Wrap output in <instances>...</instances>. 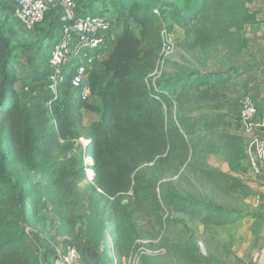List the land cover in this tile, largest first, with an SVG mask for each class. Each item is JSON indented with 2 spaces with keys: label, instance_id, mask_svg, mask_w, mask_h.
I'll use <instances>...</instances> for the list:
<instances>
[{
  "label": "trees",
  "instance_id": "obj_1",
  "mask_svg": "<svg viewBox=\"0 0 264 264\" xmlns=\"http://www.w3.org/2000/svg\"><path fill=\"white\" fill-rule=\"evenodd\" d=\"M250 1L86 0L84 12L99 8L115 23L107 56L87 70L88 100L70 74L57 95L48 93L47 71L33 75L21 95L13 65L23 45L13 44L0 26V264H42L25 229L45 227L50 211L89 264H123L136 252L141 264H158L149 252L154 240L165 241L181 262L207 258L193 247L189 231L168 234L181 222L172 211L204 214V222L217 225L234 213L181 191L170 178L190 172L241 189L240 179L200 155L220 142L232 159L242 158L236 150L242 139L230 131L223 110L228 82L247 71L180 65L155 80L148 76L157 67L164 29L191 24L193 46L242 50V29L253 21ZM55 35L47 33L46 41ZM83 111L97 115L87 127Z\"/></svg>",
  "mask_w": 264,
  "mask_h": 264
},
{
  "label": "rangeland",
  "instance_id": "obj_2",
  "mask_svg": "<svg viewBox=\"0 0 264 264\" xmlns=\"http://www.w3.org/2000/svg\"><path fill=\"white\" fill-rule=\"evenodd\" d=\"M76 1L82 6L86 0ZM248 8L252 13L253 21L242 29L241 33L245 36L247 43L246 47L240 51H230L220 44H212L208 48L193 46L192 36L187 30L191 28V24L186 28L175 26L169 30L175 40V51L163 65H159V75L162 72L175 71L180 65L207 71L234 68L246 69L247 72L228 82L229 102L223 110L232 125L230 131L242 139L241 146H236L240 155L243 152L242 158L232 159L228 155L227 146L220 142L213 146V150L205 151L200 155L206 165L229 174L235 179H240L241 189L238 191L230 183L203 179L190 172H185L183 177L170 178L175 181L181 191L214 200L224 209L232 211L234 216L227 224L217 225L213 221L204 222V214L190 217L186 213L172 211L173 217L181 222L172 224L167 231L168 234L177 236L180 231H189L188 233L192 235L193 247L199 249L207 258L197 263L181 262L166 251L165 241L154 240V245L149 248V252L155 256L158 264H259L261 260L259 258L253 261V257L260 238L262 239L260 257L264 251V165L261 173H255L248 164L247 148L252 138L264 137L256 133V130L264 131V0H252L248 3ZM94 12L98 13L99 8H96ZM252 25L255 31L251 29ZM260 25L261 28H259ZM0 26L11 37L13 44L23 45V48L15 55L17 62L13 65V70L18 77L16 88L21 95L25 96L28 93L27 84L33 75L46 72L48 69L47 53L51 49V43L47 42L45 37L52 30L55 33L56 24L48 16L32 32H24L16 22L9 3L6 0H0ZM260 39L262 48L259 49L263 50L261 53L257 52L259 45L254 49V43ZM148 78L150 81L156 79L151 75ZM245 94H250L254 98L258 110L253 121L248 123H244L240 115L239 101ZM96 118L97 115L83 111L86 127ZM81 141L86 146L87 140L81 138ZM85 161H89L88 156ZM18 171L21 172L19 167ZM86 171L88 179L94 175L91 168ZM37 225L36 223L27 224L26 228H31V233H27L29 241L36 247L41 263L52 264L54 251L64 250L67 245H72L73 241H68L61 230L60 223L51 211L45 227ZM82 229L80 226L79 230ZM147 241L149 240L144 242ZM46 250H49V254ZM83 262H87L84 257Z\"/></svg>",
  "mask_w": 264,
  "mask_h": 264
},
{
  "label": "built area",
  "instance_id": "obj_3",
  "mask_svg": "<svg viewBox=\"0 0 264 264\" xmlns=\"http://www.w3.org/2000/svg\"><path fill=\"white\" fill-rule=\"evenodd\" d=\"M16 22L24 32H32L36 25L44 22L48 16L56 24L55 39L50 42L47 53L48 93L57 95L59 85L69 74L74 87H79L82 98H91L87 80V70L99 64L108 54V36L115 28L111 18L97 12L86 13L76 0H6ZM163 45L156 69L150 73L159 77V65L175 51V40L169 30L162 31ZM240 115L244 123L253 121L257 115L254 98L245 94L240 101ZM92 156H88V159ZM87 159V157L85 158ZM247 160L255 173H261L264 165V137L251 139L247 148ZM93 172V171H92ZM91 175L89 179L91 180ZM264 223V218H263ZM26 232L31 233L27 227ZM52 264H89L77 247L67 245L64 250L54 251ZM125 264H141L140 254H132Z\"/></svg>",
  "mask_w": 264,
  "mask_h": 264
},
{
  "label": "crops",
  "instance_id": "obj_4",
  "mask_svg": "<svg viewBox=\"0 0 264 264\" xmlns=\"http://www.w3.org/2000/svg\"><path fill=\"white\" fill-rule=\"evenodd\" d=\"M254 25H252V26H250V27H252L251 29L252 30H256L254 27H253ZM250 27H249V31L251 30L250 29ZM259 28H261V25H260V27ZM252 36H254V34L252 35ZM255 44V46H254V49L257 47V52H260L261 53V50L259 49L260 47H261V39H260V41H258L257 43L255 42L254 43ZM262 48V47H261ZM263 50H264V48H263ZM262 50V51H263ZM238 106H239V104H238ZM256 133H258V134H261V135H264V131L262 130V131H260V130H256ZM263 184H264V181H263ZM261 243H262V239L260 238L259 240H258V246H257V250H256V252L254 253V257H253V261H257V260H259V258L261 259V257H260V253H259V250H260V248H261Z\"/></svg>",
  "mask_w": 264,
  "mask_h": 264
},
{
  "label": "water",
  "instance_id": "obj_5",
  "mask_svg": "<svg viewBox=\"0 0 264 264\" xmlns=\"http://www.w3.org/2000/svg\"><path fill=\"white\" fill-rule=\"evenodd\" d=\"M259 264H264V251H263V254H262V257H261Z\"/></svg>",
  "mask_w": 264,
  "mask_h": 264
},
{
  "label": "bare ground",
  "instance_id": "obj_6",
  "mask_svg": "<svg viewBox=\"0 0 264 264\" xmlns=\"http://www.w3.org/2000/svg\"><path fill=\"white\" fill-rule=\"evenodd\" d=\"M91 161H92V158L89 159V162H91ZM89 170H90V169H89Z\"/></svg>",
  "mask_w": 264,
  "mask_h": 264
}]
</instances>
